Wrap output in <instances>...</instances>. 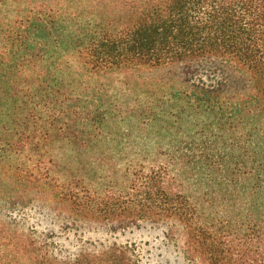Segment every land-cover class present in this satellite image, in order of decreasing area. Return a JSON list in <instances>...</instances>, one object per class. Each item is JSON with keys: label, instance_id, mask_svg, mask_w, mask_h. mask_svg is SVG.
I'll use <instances>...</instances> for the list:
<instances>
[{"label": "trees", "instance_id": "trees-1", "mask_svg": "<svg viewBox=\"0 0 264 264\" xmlns=\"http://www.w3.org/2000/svg\"><path fill=\"white\" fill-rule=\"evenodd\" d=\"M129 3L118 27L0 0V264H140L117 242L60 253L13 219L34 203L63 230L164 224L194 264H264V0Z\"/></svg>", "mask_w": 264, "mask_h": 264}, {"label": "rangeland", "instance_id": "rangeland-1", "mask_svg": "<svg viewBox=\"0 0 264 264\" xmlns=\"http://www.w3.org/2000/svg\"><path fill=\"white\" fill-rule=\"evenodd\" d=\"M51 1L62 2L66 6L70 5V0ZM129 1L72 0L73 4L78 2V5L85 7V12H79L82 13L80 18L83 23L90 21L94 26L110 22L118 27L123 25L134 13L133 4H130ZM121 76L122 74L119 76L112 74L107 79L116 80ZM12 217L20 224H25L37 231H43L45 236L50 233L49 240L53 241L55 247L64 255L74 254L82 245L92 241L98 243L117 242L132 246L140 264H194L193 261H188L185 258L179 248L177 235L174 239L168 236V227L164 224L142 222L137 226L117 230L95 226L63 230L59 221L37 203L15 210Z\"/></svg>", "mask_w": 264, "mask_h": 264}]
</instances>
